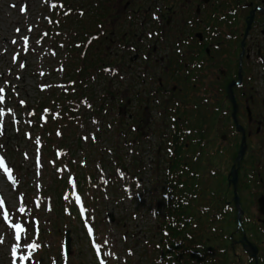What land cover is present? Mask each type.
<instances>
[{"label":"rangeland","instance_id":"obj_1","mask_svg":"<svg viewBox=\"0 0 264 264\" xmlns=\"http://www.w3.org/2000/svg\"><path fill=\"white\" fill-rule=\"evenodd\" d=\"M102 2L0 0V88L4 89L5 97L4 102L0 103V108L4 109V115L0 117V159L4 162L3 167H0V201H3L0 204V236L5 241L0 244V264H13V259L16 264L22 261L24 264H118V260L122 261L130 250L141 253L145 258L148 255V247L141 249V245L151 235L152 227L158 223L164 208L159 180L162 179L160 172L165 164L164 137L169 136L164 132L170 126V119L160 113L161 106H154L156 103L146 106L142 111L137 109L142 100L144 103L143 97H148L149 90L152 92L156 82L153 77L143 86L141 80L136 79V74L142 70V61L138 56L134 57V54L149 51V58L158 59L167 49L162 48L159 33L151 36L149 32L155 27L144 20L141 13V6L150 0ZM96 3L99 4L94 6ZM103 4L107 7L105 15L109 20H104V23L96 16L100 15L96 8ZM21 7L25 8L24 12L20 11ZM80 15L84 16L83 21L96 19L103 23L97 34L86 41L80 39L82 30L77 21ZM92 29L96 30L97 26ZM24 36L28 37L26 50L22 39ZM249 37L252 40L256 38L260 48L264 44V32H259L258 28L245 33L244 40L248 46L251 41ZM13 40L16 42L13 43ZM82 43H87L88 47L91 45L90 50L86 49L84 54L82 49L85 45ZM153 45L155 51L150 49ZM91 60L97 61L91 62V65H95L93 67L87 64ZM70 62L88 68L85 75L87 84L83 89L87 95L75 102L74 116L68 111L62 115L61 121L58 116L50 117V123L53 122L51 127L56 128L59 124L61 133L69 143L68 149L51 145L45 156L47 151L43 148V142L46 132L41 134L38 125L40 121H35L26 110L28 105H34L44 93L38 91L41 84H45L47 91L46 88L61 82L66 70L65 64ZM101 62L109 63L111 68L101 72ZM155 66L156 74L161 75L158 62ZM113 68L116 70L113 71ZM244 70L247 71L246 68ZM262 70L259 66L253 67L255 74L245 93L252 97L248 104L249 122L245 118L240 96V101H236V121L245 131H251V135L246 138V147L250 151L245 150L244 159L246 153L250 154L252 150L257 153L258 159L264 150ZM208 80L211 84L216 81L212 74H209ZM219 80L217 82L225 83L229 79ZM180 83H176L173 94L183 98L188 92L187 96L192 98L190 88ZM135 92L140 93L137 98L133 95ZM236 92L233 91L235 97ZM215 93L211 96L212 103H205L207 114L204 118L208 120L204 122L207 123H212L213 117L225 110L219 104L220 100L225 103V98L221 92ZM20 101L25 103L21 104ZM192 101L186 111L189 117L185 121V128L199 124V117L196 116L199 113L198 101ZM199 109L201 114L202 108ZM94 110L98 114L93 113ZM135 116H141V120L137 121ZM45 123L42 120L40 125ZM221 123L219 121L204 138L209 140L207 150L220 143L217 149L219 155L213 163L226 178L236 150V147L228 146L231 142L236 143L240 135L237 133L236 141L232 140L229 132L231 129L221 127ZM137 128L140 130L139 137L134 133ZM157 128L163 132H154ZM254 128H257V132H254ZM196 142L192 139L193 144ZM226 142L228 146L223 148L222 144ZM198 150L195 145L192 150L190 145L188 152L194 154ZM131 156L138 170L134 175L128 168ZM193 160L196 162L192 157ZM198 161L204 167L203 173H210L211 162H206L204 155L198 157ZM126 164L129 165L125 167ZM55 173L62 175L65 180L59 187L60 197L56 187L53 189ZM10 174L11 179L6 176ZM79 174L85 180L81 191L76 182ZM205 185L214 187L215 179L207 178ZM260 189L259 194L264 195V186ZM240 195V204L246 209L245 215L250 218L262 217L256 210V197L253 198L245 191ZM20 208H24V211L20 212ZM5 212L9 214L8 219L4 218ZM14 223L21 225L19 240L16 239V229L12 227ZM65 229L69 230L68 236L70 234V248L66 257L62 253ZM95 239L99 240L102 248ZM30 244H37L38 247L29 248ZM234 245L236 252L242 254L238 239ZM13 246H17L15 258L11 255ZM133 260L130 263L137 261L138 264H144L138 255H134Z\"/></svg>","mask_w":264,"mask_h":264},{"label":"trees","instance_id":"obj_2","mask_svg":"<svg viewBox=\"0 0 264 264\" xmlns=\"http://www.w3.org/2000/svg\"><path fill=\"white\" fill-rule=\"evenodd\" d=\"M99 2L103 3L102 0H99ZM98 4L96 3L94 6ZM99 7L96 10L100 11V15L96 16L104 23V20L107 21L108 18L105 15L107 7L104 4ZM85 16L89 18L87 13H85ZM83 18L84 16L80 15L77 21L80 23V30H82L80 39L86 41L89 37L97 34L102 22L96 19H90L86 22L82 20ZM95 25L97 26L96 30L92 29ZM87 43H82L85 45L82 49L83 54L86 49L90 50L91 48V45L88 47ZM89 50L86 54L89 53ZM91 62L95 63L97 61L86 62L88 66L93 67L95 65H91ZM65 65L66 70L64 77H62L63 81H61L71 84L66 85L64 89L58 88L59 85L53 86L52 89L45 91L43 94L40 93L41 96L36 103L28 105L27 110L36 113L33 117L37 121L39 119L38 114L47 108L48 113L45 116L46 123L44 126L47 133L44 143L48 146L53 144L67 148L69 141L61 133V128L59 127V136L53 134L52 129H58L57 126L56 128L51 127L53 122L50 123V117L52 112L56 110L61 121L64 111H71L73 103L81 96L87 95L82 92L85 87L83 78L87 74L88 68L75 65L72 62ZM92 70L94 69L92 68ZM82 82L84 83L82 84ZM72 85L79 87L80 93H77V89L75 90ZM70 113L72 114V112ZM95 113L97 114L96 111ZM137 121L139 120L137 119ZM214 121L215 119H213V124L209 122L210 129L214 127ZM136 125L138 126V124ZM135 133L136 136H139L140 130L137 128ZM52 138L55 139L51 140ZM177 138L173 137L170 146L171 151L170 153L167 151L165 160L166 166L162 176V205L164 206L162 215L158 223L153 227L151 226V235L141 245V249L148 247V255L145 258L140 255L141 253L130 250V253L125 255L118 264H138L137 261L130 263L134 261V255H138V259L144 264H253L252 258L246 252L242 251V254L236 252L234 242L241 237V230L244 232L246 239L253 242L257 247V264H264V226L259 225V227L254 218L245 215L246 209L241 204V209L244 211L241 218V229L236 228L235 211L230 201L231 187H227L225 175L213 163L214 158L218 156L217 149L220 143L218 142L216 146L208 150L210 155L209 152H206V158L204 159L206 162H211L212 166L210 167L211 173L207 171L203 173L204 167L196 158L194 159L197 163L194 160L192 162V159L187 161L185 156L180 153L184 149V144L179 143L177 145V142H175L178 140ZM227 144L225 143L226 147ZM234 147L236 146L234 145ZM246 150L250 151L248 147ZM134 157L130 161L132 175L137 172ZM117 158L119 160V156ZM256 158L257 153L249 155L248 152L246 159L242 157L240 160L236 185L239 203L242 191L253 196L256 187L260 186L258 178H262L264 181V150L260 153L259 158ZM207 178H214L216 185L214 187L206 186L205 180ZM83 181V176L80 174L77 183L81 185ZM53 182L56 187H61L64 184V179L62 176L55 174ZM59 192L60 190L57 191V194L60 196ZM142 253L144 254V252Z\"/></svg>","mask_w":264,"mask_h":264},{"label":"flooded vegetation","instance_id":"obj_3","mask_svg":"<svg viewBox=\"0 0 264 264\" xmlns=\"http://www.w3.org/2000/svg\"><path fill=\"white\" fill-rule=\"evenodd\" d=\"M254 1L259 2L253 3ZM141 10L143 17L148 19L150 13L154 15L152 20L156 24V30L153 31V35L159 33L162 48L167 49L163 56L158 57L160 62L157 58H149V51L136 54L142 61V70L137 76L140 77L143 86L155 77L156 84L153 92L149 90V95L155 97L162 95L167 101V94L175 91L176 83L181 82L180 85L189 89V81L192 78L203 81L206 86L209 79L207 56H210V48H216L219 53L217 79H235L238 61L241 63L244 60L240 83L242 84L244 76L247 81L238 94L244 104L243 108H247V112L250 111L248 104L251 103L252 97L245 93L255 74L253 67L258 66V61L264 65L262 55L264 44L261 45V49L256 38L252 40L249 37L251 41L248 46L242 37V25L245 27L250 16L248 32L251 33L257 28L259 32H264V0H150L148 4L141 6ZM137 11L139 12L140 8ZM243 11L245 13L242 17ZM208 32H217V40L212 41L213 38ZM150 49L155 51V46ZM157 62L161 75L156 74ZM244 68L247 69L246 72ZM150 72L156 76H152ZM238 94L236 100L240 101ZM154 101L155 99H150V104ZM172 101L174 100L170 99V102ZM249 118L248 116L247 120L246 117L248 122ZM254 132H257V128H254ZM249 135L250 130L248 137Z\"/></svg>","mask_w":264,"mask_h":264},{"label":"water","instance_id":"obj_4","mask_svg":"<svg viewBox=\"0 0 264 264\" xmlns=\"http://www.w3.org/2000/svg\"><path fill=\"white\" fill-rule=\"evenodd\" d=\"M248 21H247V25H248ZM239 78V76H238ZM233 85L232 82L228 83L227 85V93H228V98L230 100L231 106H232V111H231V118L233 120V123L235 125V129L240 132L241 134V138H240V143L238 145V148L236 150V155L233 159V163L231 164L230 168H229V172L227 174V184H231L232 186V201L234 204V208L236 211L235 214V221L237 224H239L240 222V215L242 213L239 204H238V198H237V194L235 191V186H236V180H237V175H236V169L237 166L239 164V160L241 158V156L243 155L244 149H245V144H244V133H243V128L237 123L236 118H235V110H236V105L234 102V99L232 97V93H231V86ZM257 211L259 214L264 215V197L262 195H260L257 200ZM261 222L264 223V218L261 219ZM68 232L66 231L65 234V251L67 253L68 250ZM239 243L241 244V247L243 250L247 251L248 254L250 255V257L253 258V264H257V260H256V247L249 241H247L246 237L244 234H242L241 238L239 239Z\"/></svg>","mask_w":264,"mask_h":264},{"label":"snow or ice","instance_id":"obj_5","mask_svg":"<svg viewBox=\"0 0 264 264\" xmlns=\"http://www.w3.org/2000/svg\"><path fill=\"white\" fill-rule=\"evenodd\" d=\"M20 11L21 12H24L25 11V8L24 7H21ZM29 30H31V29H29ZM16 31L19 32L20 29H16ZM22 39L24 41L25 50H26L27 49V46H28V37L27 36H24V37H22ZM15 42L16 41L13 40V43H15ZM15 59H16V57L14 56L13 57V60L15 61ZM21 67H24V65L21 64ZM3 93H4V89L3 88H0V103H3L4 102V99H5ZM20 103L21 104H24L25 102L24 101H20ZM9 111H11V110H9ZM45 111H48V110L46 109ZM3 115H4V109L3 108H0V117H3ZM3 163H4L3 160L0 159V167H3ZM4 170L5 171H8L7 168H5ZM9 179H11V176L9 177ZM2 203H3V201H0V204H2ZM19 211L20 212H23L24 211V208H20ZM8 215L9 214L7 212H5L4 213V218L5 219H8ZM12 227L16 229V239L19 240L20 239V232H21V225L14 223L12 225ZM4 242H5L4 241V237L3 236H0V244H3ZM28 247L29 248H32V249H35L36 247H38V245L37 244H30V245H28ZM16 249H17V246H13L11 248V255H12L13 258L16 257ZM13 264H16V260L15 259H13Z\"/></svg>","mask_w":264,"mask_h":264},{"label":"bare ground","instance_id":"obj_6","mask_svg":"<svg viewBox=\"0 0 264 264\" xmlns=\"http://www.w3.org/2000/svg\"><path fill=\"white\" fill-rule=\"evenodd\" d=\"M23 264V263H22Z\"/></svg>","mask_w":264,"mask_h":264}]
</instances>
